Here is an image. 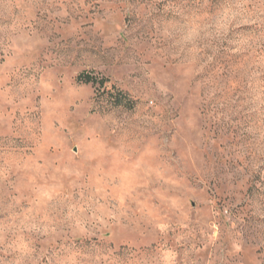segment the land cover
Masks as SVG:
<instances>
[{"label":"rangeland","instance_id":"rangeland-1","mask_svg":"<svg viewBox=\"0 0 264 264\" xmlns=\"http://www.w3.org/2000/svg\"><path fill=\"white\" fill-rule=\"evenodd\" d=\"M0 264H264V0H0Z\"/></svg>","mask_w":264,"mask_h":264},{"label":"trees","instance_id":"trees-1","mask_svg":"<svg viewBox=\"0 0 264 264\" xmlns=\"http://www.w3.org/2000/svg\"><path fill=\"white\" fill-rule=\"evenodd\" d=\"M77 81L81 83L97 84L100 88H104L102 91H98L97 97L107 96L114 107H124L132 109L134 102L121 90H116L113 86L110 89L105 88V84L108 81L106 78H98L95 75L89 73H80L77 76Z\"/></svg>","mask_w":264,"mask_h":264}]
</instances>
